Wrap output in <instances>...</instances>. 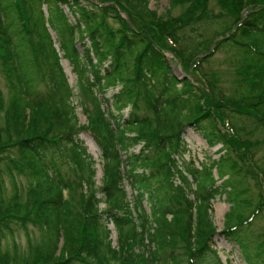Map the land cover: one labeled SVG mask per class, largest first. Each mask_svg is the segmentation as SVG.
I'll return each mask as SVG.
<instances>
[{
	"label": "trees",
	"instance_id": "1",
	"mask_svg": "<svg viewBox=\"0 0 264 264\" xmlns=\"http://www.w3.org/2000/svg\"><path fill=\"white\" fill-rule=\"evenodd\" d=\"M150 1L0 0V68L8 85L6 96L0 90V264H206L218 252L213 201L222 195L230 204L225 237L247 264H264V233L246 232L264 213V168L255 161L264 145L257 134L264 133V51L238 67L232 94L206 77L197 85L180 81L166 54L189 74L219 47L255 51L244 38L264 34V0H216L219 12L212 0H171L162 14ZM179 5L185 10L172 15ZM198 25L206 31L200 38L188 33ZM61 51L78 76L87 123ZM118 87L114 109H106L105 95ZM169 115L178 119L174 127ZM187 126L210 147L220 145V156L200 166L185 160ZM81 131L102 151V185ZM136 146L124 159L123 150ZM250 178L260 191L254 205ZM125 180L137 189L132 200Z\"/></svg>",
	"mask_w": 264,
	"mask_h": 264
},
{
	"label": "rangeland",
	"instance_id": "2",
	"mask_svg": "<svg viewBox=\"0 0 264 264\" xmlns=\"http://www.w3.org/2000/svg\"><path fill=\"white\" fill-rule=\"evenodd\" d=\"M170 1L171 0H151L150 1V7L157 10L158 13L162 14L165 13L167 10L170 9ZM210 7L214 10V12H219L221 8L217 4L216 0H212ZM246 8H252L251 6H248ZM66 10H68L65 7ZM247 9V10H248ZM44 10L46 14H48L47 8L44 7ZM185 10V6L179 5L171 9V14L172 15H179ZM123 15H125L123 13ZM70 18L72 21L75 22V18L69 14ZM56 21L59 23V20L56 19ZM61 23V22H60ZM59 26V25H57ZM203 25H198L195 27V29H190L188 31L189 34H191L193 37L197 36L198 38L201 37L203 34L206 32L205 30L202 29ZM51 33L53 35V38L56 40L57 39V34L55 30L51 27L50 28ZM212 30H208V34H211ZM244 42L248 45H252L256 50L255 51H250L247 52L245 51V48L241 46H236V47H228V46H222L219 47V49L212 55L210 56L206 61H204L201 65V67L198 69L197 72H190L187 74L185 70L182 68L180 63L172 57V54H168V58H171L172 61H174L175 65L171 66L173 73L175 76L180 80L183 81L185 79H190L192 82L197 85L201 81V79L205 80L210 79V80H216L217 85L219 88L225 93V94H232L235 92L236 88L240 84V76L238 74V67L243 64L245 60H251L250 57H257V53L260 51H264V34H259V33H253L251 36L245 37ZM57 47H59V44H57ZM79 48L83 50L81 44L79 43ZM248 49V48H247ZM60 55L62 56L61 62L63 64L64 70L67 73V76L69 78V82L71 86H73L74 89V103L78 105L77 111L79 115L80 122L82 124L88 122V115L86 112L83 110L82 106V93L81 90L79 89V80L76 72H74L73 65L70 63V61L64 57V53L61 51ZM247 55V56H245ZM120 87L116 89H111L106 95V98H110V102L104 103V106L106 109L113 110V101L112 97L115 95V93L118 92ZM0 90L4 93V95H7L8 92V85L7 81L5 78L4 73L2 72L0 68ZM88 107L92 108L93 104L88 100L87 101ZM131 108L125 109L122 113H124L125 118L128 117V114L130 112ZM172 113V112H171ZM182 116H180L181 118ZM169 123L174 127L177 125L178 119L177 118H172L169 115ZM248 121V120H247ZM250 122H246V127L250 129L252 127ZM258 137L263 138L264 133L258 132ZM184 138L186 139L188 143V148L189 151L185 153L184 159L185 160H190L191 158L196 159L195 163L197 166L198 160L199 161H210L211 158H218L220 156L219 154V148L221 147L220 145L215 146V147H210L205 139L202 137L200 131L196 129L195 127L187 126L184 129ZM79 137L84 141V145L86 146L87 150L91 153L93 158L96 160L95 166L97 168V175H96V180L97 184L102 185V178H103V161L101 160V154L102 151L97 144L96 140L93 138L90 132L88 131H81L79 134ZM257 137V136H256ZM255 138V137H253ZM140 146L136 147H131L128 150H123L122 156L124 159L127 158V155L130 154L128 152H134L138 151ZM255 161L257 164H259L260 167L264 168V145L260 148V150L257 151L256 156H255ZM191 178V177H190ZM21 184L27 185V180L24 176H20L18 178ZM249 185L251 187V192L249 193V200L253 202V205L257 202L258 197H259V186L254 182L253 179L248 180ZM125 186L128 190L129 194V199H133L135 195L137 194V189H134V187H131L129 182L127 180L124 181ZM7 184L9 186L8 188V193H11V186L9 184V180L7 179ZM146 201V200H145ZM146 204V202H145ZM105 206L103 203L101 204V207ZM253 207V206H252ZM252 207H247L245 209V214L249 213V210ZM213 208H214V219L215 223L218 226V232L215 235V241H216V246L218 248V253L217 254H211L208 256V259L205 261L206 264H219V258L223 264H247L245 257L242 254V250L240 247L233 241H229L224 233L223 230L225 228V216L226 213L229 211L230 204L226 199L225 195L222 196H217V198L213 201ZM149 210V207L147 208ZM108 227L111 228L112 233H111V238L113 241V245H117V232L115 229V226L113 223H109ZM31 232L38 237L39 236V230L37 227H31ZM247 234L254 236L257 238V235L262 232L264 233V213L260 215L256 220H254L253 225L249 228H247ZM18 238L23 244H26V236L23 231H20L18 234ZM254 261L257 263L260 262V260L255 257ZM252 263V261H249Z\"/></svg>",
	"mask_w": 264,
	"mask_h": 264
},
{
	"label": "water",
	"instance_id": "3",
	"mask_svg": "<svg viewBox=\"0 0 264 264\" xmlns=\"http://www.w3.org/2000/svg\"><path fill=\"white\" fill-rule=\"evenodd\" d=\"M168 61H169V63H170L171 66H172V65H173V66L175 65V64H174L175 62L172 61L171 59H169Z\"/></svg>",
	"mask_w": 264,
	"mask_h": 264
}]
</instances>
